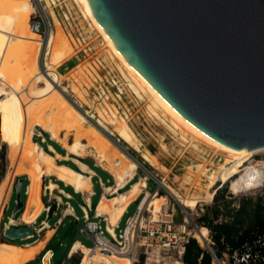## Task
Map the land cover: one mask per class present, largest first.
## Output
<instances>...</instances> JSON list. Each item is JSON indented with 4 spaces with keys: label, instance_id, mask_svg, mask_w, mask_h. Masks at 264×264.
<instances>
[{
    "label": "water",
    "instance_id": "1",
    "mask_svg": "<svg viewBox=\"0 0 264 264\" xmlns=\"http://www.w3.org/2000/svg\"><path fill=\"white\" fill-rule=\"evenodd\" d=\"M84 2L132 70L189 129L232 153L264 147V0ZM22 185L19 178L12 219L24 207ZM34 230L15 225L3 235L23 240ZM206 245L224 264L210 240Z\"/></svg>",
    "mask_w": 264,
    "mask_h": 264
},
{
    "label": "bare ground",
    "instance_id": "2",
    "mask_svg": "<svg viewBox=\"0 0 264 264\" xmlns=\"http://www.w3.org/2000/svg\"><path fill=\"white\" fill-rule=\"evenodd\" d=\"M44 1L53 21V30L50 31L49 35L46 38L48 52L46 53V61L43 64V68L35 71L32 77L26 80L24 87L18 90L17 93L10 92L12 96V99L10 101L0 103V113L4 126L15 128V146L10 153V168L0 190V201L9 191L11 176L13 172L18 168L19 161L24 154L27 157V162L31 163V166L28 168L24 167L25 170H23L28 176L29 183L27 185L26 191L27 198L24 202V207L20 215V221L31 224L44 208L43 202L40 197V180L38 179V177H42L44 175H52L65 184L70 185L75 191L81 192L83 193V195H86V201L89 202V197L92 190L91 176L95 174V172L91 168H89L87 164L83 163L77 158L84 151V144L81 142V139L84 138V135L86 133L88 134L90 147L95 151L97 157L99 158V161H104L108 166V168H105L103 166L102 167L111 172L114 178L113 185L104 186L105 191L109 192L110 196L102 194L96 206V211L105 215V220L107 221L106 230L111 235H114V227L117 226L127 207L138 197L142 187L146 185V182L145 179L139 177L140 179L131 182L130 186L127 189H124V187L128 183H130L133 176L135 175L137 168V158H135L136 162L131 160L132 158L129 159L124 153L116 148V146L111 142L109 138H104L102 132H106L109 134L115 133L122 141L127 143V145L138 151L142 156L141 159H144L146 162L150 163L157 169L164 171L167 168L161 164V161L158 159V156L156 154L154 155L143 148V144L140 138L135 133L133 128L128 124L127 119L118 111L115 105L107 103V108H98L94 105L92 106L88 104V101L85 98L87 89L80 88V86L82 85L81 82L86 79V73L82 68H72L66 74L58 71V67L72 57L74 46L61 27L62 22H60L57 14L55 13L51 5V0ZM73 1L79 8L83 18L90 21V27H93L99 33L100 37L103 40V43L105 44L106 50L108 51L107 53H109L116 59L118 68L126 78L127 84L130 89L137 97L144 98L146 100L150 113L156 118H159L168 127L172 128V130H176L182 137H184L183 139H188L190 144L194 147L201 146L203 148H208L221 157V162H219L216 168L210 170H202L206 173L205 177L208 188H212L211 191L207 192V195L205 197H202L199 194L183 195L177 189H175L172 184H165V187L168 189V191H170L172 196L184 208L188 207L192 210V208L196 206L199 200L211 202L214 195V187L223 179L224 176H226L230 172L231 168L237 164H240L248 155L257 153L259 151H264V147L250 150L244 147L240 149V152L232 153L209 143L207 140L189 129L162 104V102L132 70V68L124 60L121 54L110 42L104 31L86 6L84 0ZM34 10L35 7L31 0H0V60L3 59V55H6L7 58H13L14 56V52L11 49L6 50L5 37L9 36L13 41L19 39V35L17 33L18 16H22V27L25 28L28 26L31 33L37 34L31 30L29 25V16L34 12ZM41 41H43L41 40V38L30 39L31 44L32 42L40 43ZM75 42L77 44V41ZM68 73L72 74L71 76L73 79L71 81L68 80L67 86H63V81L68 79L66 76ZM90 74L93 75L92 73ZM36 77L38 78V82L43 85V88L41 90H37L32 94L23 96L21 94V91L23 92L25 90L31 89L29 82ZM68 87L70 88L71 92L77 94V98L83 105L92 106L94 108V110H87L85 113L88 114L90 118H96V125L94 121V124H86L85 115L81 113L78 108H76L65 97L64 92L67 91ZM0 93H5V90L0 88ZM102 100L105 102V98H103ZM36 126H40L44 132L50 135V138L53 141L60 144L70 154L75 155V157H72V161L77 165L78 170L71 168L68 165L58 163L55 159L56 157H60L61 155L55 151L52 145L49 144L48 148L53 153L46 151L40 143L32 139ZM90 129L91 131L89 132L88 130ZM70 133H73L75 136L73 137V142H70V140L69 142L67 141V135ZM111 152L115 157L114 162L110 160V157H112V155H110ZM138 158L140 159V157ZM31 168H34L36 173H34ZM54 188H56L55 182L51 181L47 184V189L53 190ZM165 199V196H160V194L158 195L157 193H148L142 205L148 206L154 217L156 218L157 213L160 211L161 204H164ZM68 209H66L65 212L71 211L70 207ZM65 219H67V217ZM8 221L11 224L16 223V219H12V217H9ZM187 223H189V219L186 213L184 224L186 225ZM41 225H45V228L48 227L46 226L47 223L45 222H43ZM68 226L69 229L70 227H72L70 224H68ZM42 229L43 228L41 226L39 230ZM203 230V233H207L208 231L206 228H204ZM51 233L52 231L49 232V235L45 239V241L49 239ZM62 233L61 236L63 235ZM199 233L201 237L206 241L208 234L206 236H203L201 232ZM66 241H69L68 238L66 239ZM28 244L29 243L20 244L21 246H23L22 255H15V257L7 264H24L23 255L28 253L26 249ZM79 246H81L86 253V256L83 259L84 264H131V260L127 257L115 256L105 257L104 259H91L87 255L88 245L78 243L75 245V249H77ZM42 248L43 246L41 247V249ZM58 253L59 252L57 251L56 254L58 255ZM50 256L51 253L49 252L45 256L43 263L41 264H49L48 262L50 260ZM54 256L55 255H53V258Z\"/></svg>",
    "mask_w": 264,
    "mask_h": 264
},
{
    "label": "rangeland",
    "instance_id": "3",
    "mask_svg": "<svg viewBox=\"0 0 264 264\" xmlns=\"http://www.w3.org/2000/svg\"><path fill=\"white\" fill-rule=\"evenodd\" d=\"M31 2L33 3L35 9L42 15V21L45 22V25L42 26L43 30H46V27L49 26H50V31L53 30V21L51 15L49 14L48 8L46 7L45 1L31 0ZM51 5L55 13L57 14L60 22H62L61 27L63 28L64 32L67 34L68 38L71 40V43H73L74 46L72 57L67 61H65L61 66H59L58 71H60L63 74H66L72 68H76V67L82 68L86 73L85 74L86 79L81 82L82 85L80 86V88L87 89V94H85V98L88 101V104L92 106L94 105L95 107L98 108H102V107L107 108L106 107L107 103L115 105L118 111L127 119L128 124L133 128L135 133L140 138L143 144V148L154 155L156 154L158 156V159L161 161V164L167 168L164 171L157 169L156 167L152 166L150 163L146 162L144 159H141L142 157L141 154L138 151L134 150L129 145H127V143L122 141L115 133L109 134L106 132H102L104 138L105 137L106 139L109 138L111 142L116 146V148L120 150L122 153H124L129 159L132 158L131 160L136 162L135 158H137V162H136L137 168L134 178L130 181V183H128L124 187V189H127L130 186L131 182L143 178L147 183L148 191L153 193L152 191H154L155 188H158V195L160 194V196H165L166 198L164 204L170 202V207L171 208L174 207L175 210H172V214L177 223L180 224L184 223V218L186 216V213L195 222L196 219L205 211L206 207L212 205L213 199L211 202H205V200H201V201L199 200L200 202L198 201L196 206H194L192 210L191 208L188 207L184 208L186 209L184 213L183 209L181 208L182 205L179 204V202L166 190V188L164 186H160V187L158 186L159 181L165 184L167 183L170 185L172 184V186L183 195L199 194L202 197H205L207 195V192L211 191L212 188H208L205 177L206 173L203 172L202 170L203 169L210 170L216 168L219 162H221V157L208 148H203L201 146L194 147L193 145L190 144L188 139H183L184 137H182L176 130H172V128L168 127L159 118H156L154 115L150 113L149 108L147 106L148 103L146 102V100L144 98L137 97L130 89V87L127 84L126 78L118 68V63L116 59L112 55L107 53L108 51L106 50L105 44L103 43V40L100 37L99 33L93 27H90V21L83 18L79 8L77 7V5L74 3L73 0H68V1L51 0ZM30 18L31 15L29 16V20ZM21 22H22V18L18 16L17 18L18 35H19V25L21 24ZM30 33L31 32L29 31V28L27 26L21 29L20 31L21 35L19 36V39H17L16 41L11 40L9 36L5 37L6 50L11 49L14 52V56L13 58H7L6 55H3V59L0 60V71H1L0 88L5 90V93H0V103L10 101L12 99L10 92L17 93L18 90L24 87L26 80L31 78L35 71L40 70V68H43V64L46 61V53H44V51L47 50L46 44L43 45V41H41L40 43L32 42L31 44L30 39L41 38V40H43L45 36L44 34L38 35L31 33V35L28 37V34ZM78 38L81 40V44L79 43L80 45H77ZM83 38L84 41L82 40ZM75 41H77V44ZM23 57L27 64L21 63ZM90 73H92L93 75H91ZM71 75L72 74L70 73L66 75L68 79L63 81L64 83L63 86H67L68 80L71 81L73 79ZM29 84L31 89L25 90L23 92L21 91V94L23 96L27 94L28 95L32 94L37 90H41L43 88V85L38 82L37 77L33 80H30ZM65 92H64L65 97L76 108H78V110L81 113L85 115L86 124L87 123L94 124L95 122L96 125V118H90L89 115L85 113L87 110H94V108L92 106L83 105L77 98V94L71 92L69 87ZM103 98H105V102L102 100ZM0 124L2 125L3 128L10 127V126H4L1 113H0ZM88 131L90 132L91 129ZM2 137H3V133L0 131V144L4 143L2 141ZM73 137H75L73 133L68 134L67 141L69 142L70 140V142H73L74 140ZM32 139L35 141L38 140L36 141L38 143L45 144L46 150L53 153L48 148V144H49L48 141L49 139H51L50 135L44 132L40 126L35 127L34 135L32 136ZM178 139L181 141V143ZM14 142H15V137H14ZM81 142L84 144V151L78 157L82 159L91 160L95 166L101 168L106 173H108L111 176V180L109 184H112L114 182V178L111 172L103 168V167L108 168L107 164L104 161L103 162L99 161V158L97 157L95 151L90 147L88 134L85 133L84 138L81 139ZM6 154H7V165H6L5 174L9 169L7 145H6ZM110 155H112V152L110 153ZM138 157H140V159ZM55 160L57 162L70 161L74 163L70 159H61L59 157L56 158ZM110 160L112 162L115 161L114 155L110 157ZM30 166L31 163L27 162V157L26 155L23 154L19 161L18 168L13 172L11 176V184L9 186V191L4 195V197L0 201V264H7L10 260H12L15 257V255H22L23 246H21L20 244H27V243H29L26 248L28 253L23 255L24 264L28 262H29L28 264L39 263L41 261V255L45 252V249H47L49 246H51L52 248L54 246V250L56 252L57 251L59 252L58 255L55 252L54 258L52 257V264H68L66 259V252L68 250L71 239L66 235H62L63 237L61 236L62 232L60 231H62L63 227L62 228L60 227L61 228L60 231L52 240L51 244H47V242L44 243L45 235L41 230L38 231V233L37 232L33 233V236L31 237L29 236L23 240L14 239L13 241H10L7 238H5L3 235V231L5 227L22 225L19 220L21 212L18 214L16 218V223L11 224L9 223L8 219L9 217H11L15 206V197H16L15 189H14L15 184L18 182L19 178L24 177L27 181L25 186V192H26L29 180H28V176L26 175V172L23 170H25L24 167L28 168ZM31 170L34 173H36L34 168H31ZM93 177L97 178L98 185L100 187V189L96 188V195L93 198V203H94L96 200L98 201L99 197L102 194H105L106 196H110V193L105 191V189L103 188L102 184L105 183L102 180L100 181L98 174H93L91 176V184L93 187L91 193L95 191V187L93 185L94 184ZM38 179L42 181L41 177H38ZM226 185L228 192L232 195V197H236L237 200L243 196H251V197L262 196L264 198V151H259L257 153L250 154L240 164L233 166L230 172L226 176H224L220 182L216 184V186L214 187V193L218 187L226 186ZM25 197H27V195L24 196L22 194L23 200L25 199ZM141 197L137 198L136 201L132 202L128 206L126 213L123 215V217L120 220L119 223L120 230L124 228L126 219L133 215ZM65 199L67 198H63V202L66 201ZM237 200L234 203H237L238 202ZM56 202H57L56 199H54L52 200V202H47V203H51V204L53 203L56 207ZM78 202H81V200L79 196H76L75 200L72 201V203L75 206L74 208L76 210L77 215L81 217L82 211L79 209L77 205ZM65 207L66 205L61 204L59 209L57 210L58 214L53 217L52 215H50V218L52 217L51 219H49V223L51 227L54 226V224H52L53 221L60 216V211H65L66 209ZM91 209H92L91 212L93 213V215H95V206L92 205ZM102 217L104 218V216ZM44 218H45V214H42L38 218L37 222L33 224V227L39 229L40 220ZM66 220H65V224H68L70 218H68L67 221ZM101 224L104 229V222L102 221ZM197 226L199 227V225ZM187 231L190 232L191 236L201 239L202 246L204 247L207 246L206 241L201 237L199 233L200 230H198V228L193 227L189 223L187 225ZM203 231L204 230H201V234L203 236H206L208 234V231L207 233H203ZM118 232L119 231L117 229L116 234H118ZM45 234L49 235V232ZM105 234L109 236L107 232H105ZM67 238L69 241H66ZM206 239L210 240L209 236H207ZM86 244L89 245L90 242H86ZM42 246L43 248L41 249ZM241 260L242 259L239 260L235 257L230 260L227 255H224L223 263L240 264Z\"/></svg>",
    "mask_w": 264,
    "mask_h": 264
},
{
    "label": "trees",
    "instance_id": "4",
    "mask_svg": "<svg viewBox=\"0 0 264 264\" xmlns=\"http://www.w3.org/2000/svg\"><path fill=\"white\" fill-rule=\"evenodd\" d=\"M20 17L22 18V16ZM23 28L24 27L20 24L19 36L21 35L20 31ZM30 35L31 33L28 34V37ZM21 63L27 64L24 57ZM14 129V127L3 128L0 124V131L3 133L2 141L4 142L0 144V190L9 171L8 169L5 174L7 165L6 145L8 146V158L15 146ZM48 143L59 153L65 154V150L62 149L55 141L49 139ZM40 144L46 150V145L42 143ZM77 158L95 171L106 186L110 185L109 182L111 180V176L108 173L95 166L89 159ZM58 163L68 165L69 167L78 170L77 166L70 161H60ZM21 178L23 179L21 191L22 199V194L25 196V186L27 181L24 177ZM93 179V185L96 192V188L100 189V187L98 185L97 178L93 177ZM212 199V205L206 207L205 211L196 219L195 222L199 225L200 228H198V230H200V232L204 228L208 230L210 245L214 254L221 261L224 260V255H227L230 260L234 257L239 260L242 259L240 264H264V198L262 196H243L237 200L236 197H232V195L228 192L226 185L218 187ZM236 200L238 202L234 203ZM23 201H25V199ZM96 203L97 200L93 203V206H95ZM53 209L54 205H51V211ZM90 214L93 215L92 212ZM68 224L72 226L70 229ZM68 224L64 223L62 226V232L63 235H68L72 241L76 233L78 223L74 219H70ZM60 229L61 228L57 229L56 233L59 232ZM50 231L51 230L48 232ZM56 233L50 239L49 244H51L52 240L57 235ZM44 237L46 239L48 235L45 234ZM84 241L87 242L85 239ZM47 249H52V247H48ZM52 250L55 254L54 248ZM79 258V255L72 256V259L76 263L79 261ZM183 262L184 264H218L214 255L207 248V246H202L201 239L194 236L190 237L189 242L186 245Z\"/></svg>",
    "mask_w": 264,
    "mask_h": 264
},
{
    "label": "built area",
    "instance_id": "5",
    "mask_svg": "<svg viewBox=\"0 0 264 264\" xmlns=\"http://www.w3.org/2000/svg\"><path fill=\"white\" fill-rule=\"evenodd\" d=\"M29 25L35 33L44 34L43 45L44 43L46 44V38L50 33V26L46 27V30H43L42 26L45 25V22L42 21V15L36 9L31 14ZM79 43L81 44V40L78 38ZM47 52L48 49L44 51V53ZM158 186L165 187V183L159 181ZM147 189L146 183L137 197L142 196L133 215L126 219L125 226L121 230L119 229L120 221L118 222L117 226L114 227V235H111L106 230V221L102 215L99 216L95 212V215L92 216L89 213L90 209H82L81 217L77 215L73 216L79 224L77 234L90 242L88 245V257L91 259H104L105 257L115 256L127 257L131 260V264H184L183 255L185 248L190 237H193L187 231L189 223L185 225L184 223L180 224L176 222L172 214V210L175 209L174 207H170V202L161 205L160 211L155 218L149 207L142 205L147 194L151 193ZM166 190L168 191L167 188ZM152 192L158 194V188H155ZM168 192L170 193V191ZM181 208L185 212L184 207ZM102 221L104 222V229L101 224ZM117 229L119 231L118 234H116ZM78 243H82V241L75 240L71 244L70 255L67 258L68 264H84L83 259L86 253L81 246L75 249V245ZM48 251H52L50 256V264H52L54 251L47 249L45 252ZM74 255L80 256L77 263L72 259Z\"/></svg>",
    "mask_w": 264,
    "mask_h": 264
},
{
    "label": "crops",
    "instance_id": "6",
    "mask_svg": "<svg viewBox=\"0 0 264 264\" xmlns=\"http://www.w3.org/2000/svg\"><path fill=\"white\" fill-rule=\"evenodd\" d=\"M57 143V142H56ZM49 145V144H48ZM60 147L62 148V149H64L61 145H60ZM54 148V147H53ZM55 149V148H54ZM65 150V149H64ZM55 151L56 152H58L56 149H55ZM59 153V152H58ZM61 156L59 157V158H61V159H70L71 161H72V157H75V155L74 156H71L72 154H69L66 150H65V154H61V153H59ZM70 157H69V156ZM66 156V157H65ZM68 156V157H67ZM56 158H58V157H56ZM86 164V163H85ZM89 167V166H88ZM95 172V171H94ZM96 174V173H95ZM133 178H134V176H133ZM132 178V179H133ZM41 179H42V181L40 180V186H41V200H42V202H43V209H42V211L40 212V214L37 216V218L34 220V222L33 223H31V224H27V223H24V222H22V221H20L21 222V226H25V225H30V226H32L33 227V224L35 223V222H37V220H38V218L42 215V214H45V218L44 219H41L40 220V227L42 226V232L44 233V235H45V233H47L49 230H51L52 231V233H51V236L49 237V239H47L45 242H47V244H49V241H50V239L52 238V236L56 233V231H57V229H59L60 227H62L63 225H64V223H65V218L67 217V219L68 218H72V219H74V217H72V216H74V215H77V213H76V210H75V206L73 205V203H72V201H74L75 200V198H76V196H79V198H80V200H81V202H78L77 203V205H78V207H79V209L82 211V209H90L89 210V213H91V206L93 205V198L95 197V195H96V192L95 191H93L91 194H90V197H89V202H87L86 201V198H85V196L83 195V193H81V192H77V191H75L70 185H67V184H65L64 182H62V181H60V180H58L56 177H54V176H52V175H44V176H42L41 177ZM99 179H100V181L102 180L100 177H99ZM51 181H53V182H55L56 183V188H54L53 190H49V189H47V184L48 183H50ZM114 184V182L112 183V184H110V185H113ZM103 185V188H104V186H106V184H102ZM109 185V186H110ZM108 186V185H107ZM92 190H93V187H92ZM27 191V190H26ZM58 194H57V193ZM101 193V192H100ZM99 193V194H100ZM43 194V195H42ZM94 194V195H93ZM25 195H27V193L25 192ZM45 197H46V199H45ZM101 197V196H100ZM100 197H99V199H100ZM27 198V197H26ZM26 198H25V201H26ZM63 198H67V199H65L66 201H64L63 202ZM54 199H56V207H55V205L52 203H47V202H52V200H54ZM99 199H98V201H99ZM24 201V202H25ZM98 201H97V203H98ZM83 202V203H82ZM97 203H96V205H95V212H96V214L97 215H102V216H104V219H105V215L104 214H102V213H98L97 211H96V206H97ZM61 204H63V205H66V209H68L69 207L71 208V211H69V212H65V211H60V216L59 217H57L54 221H53V223L52 224H54V226L53 227H51V225H50V223H49V219H51L53 216H56L58 213H57V210L59 209V207H60V205ZM51 205H54V209L51 211ZM128 208V207H127ZM65 209V210H66ZM69 210V209H68ZM127 210V209H126ZM125 210V211H126ZM73 213V214H72ZM64 214V215H63ZM50 215H52V217L50 218ZM68 215V216H67ZM91 215V214H90ZM77 216H79V215H77ZM60 218V219H59ZM121 219V218H120ZM19 220H20V218H19ZM59 220V221H58ZM75 220V219H74ZM106 221V220H105ZM120 221V220H119ZM43 222H45V223H47V225L46 226H48V227H46L45 228V225H41ZM24 223V224H23ZM77 225H79V224H77ZM106 225H107V221H106ZM34 228V227H33ZM78 228V227H77ZM35 230H34V233L35 232H37L38 233V231H40L38 228H34ZM75 240H78V241H82V243L81 244H86V242L84 241V239L83 238H80V236L77 234V230H76V234L74 235V238H73V240L71 241V243H70V247H68V250H67V252H66V259L69 257V255H70V248H71V244L73 243V241H75ZM88 242V241H87ZM45 250H47V249H45ZM45 253V252H44ZM43 253V254H44ZM42 254V255H43ZM41 255V256H42Z\"/></svg>",
    "mask_w": 264,
    "mask_h": 264
}]
</instances>
